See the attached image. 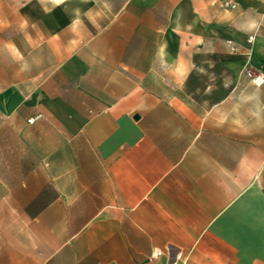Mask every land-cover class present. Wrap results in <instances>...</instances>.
<instances>
[{
	"label": "crops",
	"instance_id": "1",
	"mask_svg": "<svg viewBox=\"0 0 264 264\" xmlns=\"http://www.w3.org/2000/svg\"><path fill=\"white\" fill-rule=\"evenodd\" d=\"M249 72L264 0H0V264H264Z\"/></svg>",
	"mask_w": 264,
	"mask_h": 264
},
{
	"label": "built area",
	"instance_id": "2",
	"mask_svg": "<svg viewBox=\"0 0 264 264\" xmlns=\"http://www.w3.org/2000/svg\"><path fill=\"white\" fill-rule=\"evenodd\" d=\"M254 40V36L251 35L249 37V41H253ZM236 47V46H234ZM249 75H251L253 77V80L255 83L257 84H263L264 83V74H256L253 76L252 73L249 72ZM163 254V251L162 250H157L155 252H153V256H161Z\"/></svg>",
	"mask_w": 264,
	"mask_h": 264
},
{
	"label": "water",
	"instance_id": "3",
	"mask_svg": "<svg viewBox=\"0 0 264 264\" xmlns=\"http://www.w3.org/2000/svg\"><path fill=\"white\" fill-rule=\"evenodd\" d=\"M136 117H138V116H136Z\"/></svg>",
	"mask_w": 264,
	"mask_h": 264
}]
</instances>
